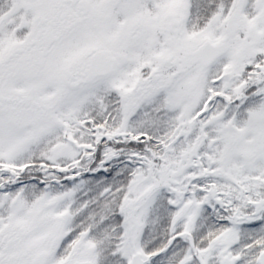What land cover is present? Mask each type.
<instances>
[{"label":"snow or ice","instance_id":"1","mask_svg":"<svg viewBox=\"0 0 264 264\" xmlns=\"http://www.w3.org/2000/svg\"><path fill=\"white\" fill-rule=\"evenodd\" d=\"M0 264H264V0H0Z\"/></svg>","mask_w":264,"mask_h":264}]
</instances>
